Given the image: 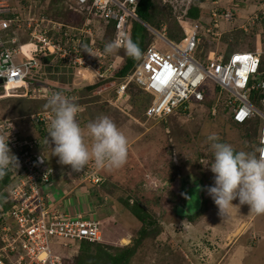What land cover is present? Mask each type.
<instances>
[{
    "label": "built area",
    "instance_id": "2783aa9c",
    "mask_svg": "<svg viewBox=\"0 0 264 264\" xmlns=\"http://www.w3.org/2000/svg\"><path fill=\"white\" fill-rule=\"evenodd\" d=\"M67 1L70 8L84 15L83 25L76 27L51 19L43 13L33 12L31 6L23 17L0 0V81L4 90L0 99L31 97L25 79L39 66L37 57L53 56L54 60L78 72L80 69L90 70L97 80L115 74V61L109 59L106 67L99 61L107 59L103 49L95 46L91 49L93 55L86 52L83 53L86 56H82L79 48L85 40L94 45L97 32L93 27H87L92 19L103 22L104 30L110 21L115 22L111 41L129 37L132 22L139 21L134 9L137 0ZM38 2L30 0L31 4ZM210 3L213 7L204 10L207 17L201 19H190L186 16L187 11L177 13L170 5L182 31L177 41L167 39L164 26L160 31L146 26L170 52L148 45L141 60L119 84L118 94H122L130 83L151 94L153 100L145 116L152 120H165L179 109L184 113L191 106L201 104L205 95H210L213 98L210 108L213 117L220 108L235 124L245 123L253 117L260 118L261 124L257 129L259 147L261 130L264 129V99L258 106L250 95L264 91V30L259 28L264 21V12L252 14L237 25L244 34L257 33L253 50L233 51L225 60L223 54L212 50L205 57H200L201 38L217 45L222 36L234 27L232 22L237 21L231 9H217L218 0ZM61 30L63 41L53 37ZM19 33L27 35L28 43L19 42ZM27 44L32 47L30 53L25 48ZM32 92L34 96L36 91ZM51 117L50 112L44 111L29 118L37 125L42 122L48 126ZM20 136L14 130L12 119H0V137L8 138L9 148L20 165L16 171H21L9 192L10 208L4 215L11 216V220L0 229V264H61V258L50 252V241H100V223L92 213L81 209L64 211L55 205L50 198L53 169L45 164L42 153L36 148L37 141ZM93 166L94 163H89L82 171L73 172V179L77 181L74 187L102 183L103 177Z\"/></svg>",
    "mask_w": 264,
    "mask_h": 264
},
{
    "label": "rangeland",
    "instance_id": "374dc122",
    "mask_svg": "<svg viewBox=\"0 0 264 264\" xmlns=\"http://www.w3.org/2000/svg\"><path fill=\"white\" fill-rule=\"evenodd\" d=\"M1 1L7 4L10 8L12 6L16 10H20L23 17L27 15L29 6L32 7L33 12L38 13L43 10L42 7H45L46 5L45 2V5H43V0L42 2L39 0L36 5L31 4L28 0ZM191 1L192 0H156L155 5L157 9H159V14L163 13L166 15L167 10L163 9L164 4L168 3L169 5L174 6L175 12L180 13L181 10H188L187 8ZM62 3L63 7L66 8L70 5L67 0H62ZM229 7L236 14L235 17L237 18V21L232 22V26L234 25V27H231L232 29L224 34L225 39H222L217 45L215 44L208 47L206 45L207 40L201 38V44L198 50V55L200 57H205L209 50L226 56L233 51L244 52L246 50L254 49L257 41V33L252 31L249 34H243L238 29L237 25L240 21L246 19L252 14H257L262 11L264 12V0H230ZM159 17L161 16L159 15ZM161 18L164 19V15H162ZM166 19V22L163 21L159 28L154 29L160 31L161 27L164 26L165 34L167 35L168 28L170 27L171 29L175 27V24L173 16H168ZM62 22L67 24L70 22V19L66 22ZM99 28L100 25H98V29ZM259 28L264 30V21L259 24ZM181 34L182 31L179 29L178 35L181 36ZM147 37L149 38V41L147 42L148 45L152 44L160 51L170 52V49L166 44L157 36L153 35L152 32L149 31ZM84 45H86V42H84ZM119 58L121 60L123 59L121 64H124V58L120 56ZM79 72H84L89 79L92 78V94L86 92L87 88L85 87L87 85L85 86L84 83L80 86L74 85L75 80L73 78L70 80L67 74L66 78L71 81L72 86H75L76 88L70 99L90 100L85 107H79L77 114V118L80 117L77 119L79 122L81 119L88 117V120L80 125L81 128L85 130L86 144L90 145L91 143L90 137L87 136L86 125L89 121L100 116L109 117L120 130L124 129L127 131L126 118H129L132 121V124L138 126L135 128L137 129V134L133 137L131 145L128 144L127 160L120 168L121 175H116L115 173L114 177L117 179L115 180V183H117L118 190L121 191L120 193H125L121 198L127 196V198L136 201L139 198L142 200L146 198L148 200L151 198L153 199L156 196L154 190L158 187L159 180H166L173 177L175 178L173 185L177 187L179 191H181L183 185L186 187L190 186V184L192 185V183L196 182L195 179L202 181V190L193 188L190 191L193 195L199 196V194H202V211L195 219V222L190 223L189 221H186V219H182L184 217L180 216L181 212L178 214L175 210L167 213L161 219V223L164 226L163 232L157 236L154 241L144 243L142 247L137 250L134 258L129 264H195V262H198V255L195 254L196 247H204V250L201 251L200 255L208 264L210 261L211 264H264V236L259 235V239L254 240L256 236L255 231L259 227L263 228L261 231H263L262 234H264V214L256 215L250 211L247 204L241 205L239 204L238 199H234L232 203L236 206H230L228 209V216L222 218L218 214V207L207 194L205 188V186L213 184L212 178L214 175L206 165L212 160L210 141H208L207 137L214 133L221 142L232 145L234 149L238 151H249V142L246 141V138L243 136V134H245L244 129L234 126L227 116H209L206 108L204 106H199V104L190 107L187 110V114L182 113L180 116L179 113H175L171 117L168 116L169 119L167 123V118H165V120L147 119L143 115L144 110L142 108L139 109L137 104L129 105L127 97L124 94L119 95L118 98H116L115 85L110 82H106L105 85L103 84L104 86L94 85L92 82L93 77H97L96 75L90 73V70V74H88L87 70L83 71L82 69H80ZM33 74L35 76H33ZM58 75H60L61 78H65V75H62L61 73H58ZM52 78L53 76L51 75H46L44 77L42 71H32L29 73V76L25 81L26 85L29 86V91L34 90L40 93V88L45 87L50 93L61 92V85H64V83L61 82L60 85V79L58 76L54 75V78ZM94 81H97V79H94ZM208 87H211V85H208ZM73 88L71 90H73ZM49 95L50 94L48 93V97ZM93 96H98L99 101L94 103L91 102L90 98ZM42 98L47 99V97L43 95ZM32 100H0V118L13 119L14 130L19 134L25 135V132L22 130V117L27 115V122H25L24 125L29 126L30 130L26 134L34 136L37 133L34 127L35 122L29 118L28 114H39L40 112L38 111V108L41 105V101L37 102V97H34ZM163 122L165 124H163ZM132 124L127 129H133ZM124 135L127 137L126 133H124ZM49 146L50 145H48V147ZM44 153L49 165H51V162L53 161L55 167L56 165L62 166L58 163V157L52 155V149L47 148V151ZM58 169L60 170V173H63L65 179H69V174H73L70 168L68 170L64 168ZM93 169L103 177V179L104 176L110 174L109 171L104 170L103 168L98 169L93 166ZM146 182L147 184H145ZM77 186V188H83V184ZM85 186L89 191L95 192L94 185L85 184ZM53 187L54 186L51 188ZM97 192H99V197L105 195V199L107 200L106 204L109 208L118 212L113 200H111L112 197L111 199L109 197L111 194L107 195L102 188ZM84 193L85 196L80 195V199L78 197L80 202L78 201V204L73 210L80 211V208H82L84 212L96 213L97 216L100 215V219L102 220L100 225L101 237L104 238L106 243L127 245L131 241H134L137 229L134 225L137 224V220L134 219L133 216L124 217L125 214L121 213V217L117 220H113L112 218L107 219L106 216H103L105 215L104 210L100 211V207L98 206L101 203L96 202V204H93L95 199L88 200L90 192ZM77 196L78 195H74L73 198ZM50 198L51 200L55 199L56 201L59 199L54 192L50 193ZM179 203L181 204V201H179ZM87 205L90 206L89 209L85 208ZM189 207L191 208L192 206L188 205V208ZM91 210H93V212ZM251 215H254V217L249 221ZM132 220L134 223L131 222ZM243 222H246V226H241L244 229L242 228L240 231V229H238L240 227L239 224ZM121 224L123 227H120ZM243 231H245L244 234ZM120 237L126 238L128 243L125 244L123 239L119 240ZM237 239L239 240L238 242ZM73 242L74 241L51 240L50 252L60 257L64 264H72L78 253V243ZM206 242H209L208 247L205 246ZM242 242L247 244L249 248H242ZM90 249L91 251H94V246L90 247ZM241 250H245L246 253L239 256V251ZM204 263L205 262H203V264ZM196 264L201 263L198 262Z\"/></svg>",
    "mask_w": 264,
    "mask_h": 264
},
{
    "label": "trees",
    "instance_id": "16d2710c",
    "mask_svg": "<svg viewBox=\"0 0 264 264\" xmlns=\"http://www.w3.org/2000/svg\"><path fill=\"white\" fill-rule=\"evenodd\" d=\"M42 2V0H41ZM45 2V4H44ZM211 0H192L186 16L190 19H201V18H206L207 16L204 14V10H206L205 7L212 8L213 5L210 3ZM221 0H218L217 4V9L219 11H226L230 10L227 5L220 6ZM43 5L45 7H42L43 13L51 18L55 19L58 21H68L70 19V22L67 24L71 25H76L80 26L83 25L84 21V15L82 13L74 11L72 8L69 7H63L62 0H43ZM156 0H137L136 4L134 6L135 9V14L137 15L139 21L134 20L132 22V29L130 33V38L137 43V45L140 48L141 51V56L139 58H132L126 55L125 50L121 48H117L112 54L106 55L107 59H102L99 61L103 62V66L106 67L110 60L109 58H114L115 56H120L125 59V64L121 68L118 73L113 74L112 77H104L100 80L98 84L95 85H100L102 86L103 84L105 85L106 82H110L111 84L113 83L116 88H117V83L120 81V79H123L131 70L135 67V65L138 63V61L141 59L142 54L145 50V48L148 46V41L149 38L148 36V29L146 26L152 27V28H159L161 26V23L163 21L166 22V18L168 16H173L174 24L175 27L168 28L167 35L166 37L169 39H172L174 41H177L181 38L179 33V27L176 22V19L173 14V9L172 7L166 3L164 4L163 9L167 10L166 15L165 14H159V9L156 7ZM232 11V10H231ZM233 16L235 17L236 14L232 11ZM159 15L162 17L164 15V19L159 17ZM145 26H144V25ZM93 27V30L98 29V20L97 19H92L90 20V23L87 25V27ZM107 26V32L106 30H101L97 32L95 36V40L97 43H94V45H91L88 43V40H85L87 48L92 49L93 47H98L99 49H103L105 43L111 41V35L109 36L110 33L113 32V22L111 21L110 24L106 25ZM156 30V29H155ZM181 31V30H180ZM61 32L55 33L53 37H55L58 40L63 41V39L60 37ZM205 39V38H203ZM224 40L225 37L224 35L222 36L221 40ZM101 40V41H100ZM207 43L206 45L209 47L211 45H215L214 42H211L210 40L206 39ZM221 42V41H220ZM80 46L79 48V55L86 56L83 53H86L84 51V47ZM200 48V46H199ZM228 55L224 56V60L227 58ZM53 56H47V57H41V61L39 63V68L34 69V71H42L44 77L46 75L48 76H58L60 79V82H63L64 85H62L65 88H70V92L67 94L66 97L70 98L73 96L72 94L76 90L75 86H72V82L69 81L66 78L69 76L70 80L73 77L72 74V69L67 67V66H61L59 60H52ZM58 73H61L62 75H65V78H61ZM33 76H35L33 74ZM52 78V79H53ZM49 79V80H52ZM44 83V82H42ZM68 85V86H66ZM103 85V86H104ZM86 86V85H85ZM74 87V88H73ZM93 87V86H92ZM73 88V90H71ZM85 88H87L86 92L88 94H92L91 90V85H87ZM2 86L0 85V94L2 93ZM87 94V95H88ZM124 95L127 97V101L129 105H135L137 104L139 106V109L142 108L145 112V110L148 108V106L152 102V96L149 94L144 93L136 84L130 83L124 92ZM86 97V96H85ZM96 97V96H95ZM91 97V101H97L99 99L98 97ZM129 97V98H128ZM87 98V97H86ZM250 98L253 100V102L256 105H260V100L264 99V91H257V92H252L250 95ZM130 99V100H129ZM33 101V100H32ZM90 100H83L79 99L77 101L73 100L74 103H76L79 107H85ZM39 102V101H38ZM213 103V98L212 96H207L205 95L204 100L199 104V106H204L207 110V113L209 116L211 115L210 108ZM42 104V103H41ZM198 104H195L193 106H196ZM45 106L43 105L42 108ZM192 107V106H191ZM39 109V108H38ZM48 110H50L48 108ZM51 112V111H50ZM175 113H179L181 116L182 112L181 109L173 111L171 114L168 116L171 117ZM188 111H185L183 114H187ZM32 113H29L30 115ZM144 115V113H143ZM227 116L225 114V111H222L220 108L218 109L217 115L216 116ZM167 116V121L169 117ZM145 117V116H144ZM213 117V116H212ZM229 120L232 122V124L236 127H241L244 129L245 134L243 136L246 138V141L249 142V151H253L254 149L258 148V127L261 124V120L258 117H253L252 119L248 120L245 123L242 124H235L230 117L227 116ZM44 123L38 122V125L35 124V130L36 134L34 136L30 135H23L21 136L27 140H35L36 142V148H38L41 153L44 155L47 151L49 143L47 140V135H48V126H44ZM132 124V121L129 118H126V130L121 129L122 132L126 133L129 135L130 141H132L133 137L137 134V125L132 124L133 129H127L130 125ZM163 124H165L163 122ZM136 130V131H135ZM20 136V137H21ZM50 140V138H49ZM46 158V156L44 155ZM46 161L45 164L47 166L49 165V162ZM21 171H16V169L11 170L8 172L7 175L4 177L0 178V229L4 225L9 224L11 220V216L6 217L4 216L8 211H9V205L10 201H8V196L9 192L14 188L17 178L19 177ZM196 182L190 184V186L186 187L185 185L182 186L181 191L178 190L177 187L173 185V182L175 181V178H170V179H164V180H159V185L158 187L154 190L156 193V196L152 199H138L137 201L134 199L127 198H121L125 193H120L121 191L118 190V185L115 183V181H112L111 177L109 178H104L102 183L100 185H94L95 186V192L94 197L91 199H95L96 202L101 203L98 206L100 207V211L104 210L106 218H112L113 220H117L121 213H124V217H130L133 216L134 219L137 220V224L134 226L137 228L136 229V238L134 236V241L130 242L127 245H116V244H109V243H104V240L102 242H88V241H74L73 243L77 242V256L75 257V261H73L72 264H129L132 259L134 258L135 253L137 252L138 249L142 247V245L146 242L154 241L157 236H159L164 229V226L161 223V219L163 218V213L167 212H172V211H177L178 214L181 212V217H184L182 219H186V221H189L190 223L195 222V219L197 216L200 214L202 211V194L198 195H193L190 193V191L193 188H198L199 190H202V181L199 179H195ZM147 184V182L145 183ZM117 185V186H116ZM103 189L107 195H110V199L113 200V203L115 204V208L118 210V212L113 211L109 206L106 204L107 200L105 199V195H102L99 197V192L100 189ZM186 188V189H185ZM147 189V188H146ZM198 190V191H199ZM167 192V194H166ZM170 192V193H169ZM120 193V194H119ZM191 197V198H190ZM181 201V204L179 203ZM188 205H191L192 207L188 208ZM187 208V209H186ZM188 210V211H187ZM109 216V217H108ZM108 221V220H107ZM134 223V221H131ZM115 226V225H114ZM72 243V244H73ZM107 245V246H105ZM94 246V251H91L90 247ZM205 246H209V242H206ZM201 257V256H200ZM74 260V259H73ZM61 264H64L62 262ZM68 264V263H66ZM70 264V263H69Z\"/></svg>",
    "mask_w": 264,
    "mask_h": 264
},
{
    "label": "clouds",
    "instance_id": "9594fccd",
    "mask_svg": "<svg viewBox=\"0 0 264 264\" xmlns=\"http://www.w3.org/2000/svg\"><path fill=\"white\" fill-rule=\"evenodd\" d=\"M28 2H30V0H28ZM10 9L16 10L12 6ZM17 11L22 14L20 10ZM39 13H43V11L41 10ZM110 23L111 21L109 24ZM98 25H100L99 29L104 30L103 22H98ZM73 26L76 25L74 24ZM114 26L115 22H113V28ZM99 29H97L96 32H98ZM110 35L112 38V33H110L109 36ZM18 40L21 43H28L26 34L19 33ZM96 42L97 41L94 38V43ZM83 47L84 51L93 55L91 49L87 48V46ZM25 48L29 53L31 52L32 47H30L28 44ZM117 48H124L126 55L129 57L139 58L141 56L140 48L137 43H135L130 38V34L129 37H123L122 40H113L105 43L103 52L106 55H110ZM40 59L41 57L36 58L39 63L41 61ZM109 59L115 61L117 66L115 74L118 73V71H120L125 64H121L123 59L121 60L119 56ZM52 60L54 59L52 58ZM61 66L65 67L67 65L60 62L59 67ZM38 68L39 66L34 69ZM69 68L72 69V78L75 80L74 85L80 86L82 83H84V80H87L82 79L81 72L79 73L78 70H75L72 67ZM130 73L131 72H129L126 76H128ZM94 79L95 78L93 77L92 83L94 85L98 84L101 80L94 81ZM122 80L123 79H120V81L117 83V96L123 95L125 92L124 90L122 94H118L119 84L122 82ZM0 85L2 86V82ZM26 87L29 90V86L26 85ZM41 88L46 89L45 87ZM41 88L40 93L38 94L36 91L34 96L33 92L29 91L31 97L14 96L2 98L0 100H32L34 97L42 98V95L47 97V107L50 109L52 116L48 124L47 140L49 145H51L52 155L58 157V163L61 165H68L71 171L76 173L82 171L85 166L89 164V162H93L95 167L98 169L105 167L109 169H119L126 163L128 149L127 137L120 129L117 128L115 123L109 117L100 116L87 123L86 132L87 136L91 139V143L90 145L86 144L85 130L81 128L77 121L79 106L73 102V100L76 101L77 99H70L66 97L70 92V89H61V91L65 90L63 93L49 92L50 95L48 97V93L46 94V92L41 91ZM3 91L4 90H2V93ZM32 114L28 116L30 117ZM207 139L210 141L212 160L206 165L210 168V171L214 175L212 178L213 184L205 186V188L207 194L218 207V214L222 218H226L228 216L229 207L236 206L232 203L234 199H238L239 204L241 205L247 204L250 211L256 215L264 214V129L261 130V146H259L257 149H254L253 151H238L234 149L232 145L221 142L214 133L210 134ZM19 166L20 165L17 156L12 153L11 149L9 148L8 138L5 139L0 137V178L7 175L8 172L13 169L17 170ZM94 217L101 225L102 220L96 215V213H94ZM103 240L104 238L101 237V240L97 242H102Z\"/></svg>",
    "mask_w": 264,
    "mask_h": 264
},
{
    "label": "crops",
    "instance_id": "0c3cea01",
    "mask_svg": "<svg viewBox=\"0 0 264 264\" xmlns=\"http://www.w3.org/2000/svg\"><path fill=\"white\" fill-rule=\"evenodd\" d=\"M229 2H230V0H221V2H220V4H222V5H220L221 7L222 6H224V5H227V6H229ZM207 9V8H206ZM226 27H228V26H226ZM88 72V71H87ZM88 74H90V73H88ZM81 77H82V79H87V80H84L83 82H84V84L85 85H92L91 84V79H89L85 74H84V72L83 73H81ZM87 81H89V82H87ZM83 84V83H82ZM60 85H61V83H60ZM53 86H55V85H53ZM61 89H66L65 87H63L62 85H61ZM41 91H43V92H46V94L47 93H49L48 91H47V89H44V88H41ZM63 91H65V90H62L61 92L63 93ZM93 97H95V96H93ZM96 97H98V96H96ZM77 100H79V99H77ZM76 100V101H77ZM38 101H41L40 103H42L41 105H40V107H39V112H42V111H48V112H50V110H48V107H47V99H43V98H41V97H39V98H37V102ZM97 101H99V99H97ZM92 102V101H91ZM94 102H96V101H94ZM93 102V103H94ZM42 105H44L45 107L44 108H42ZM89 105H91V104H89ZM26 116L27 115H24L23 117H22V119H23V125H22V130H23V132H25V134L26 133H28L29 132V130H30V127L29 126H25L24 125V123L25 122H27L26 121ZM78 118H80V117H78ZM77 118V119H78ZM88 120V117H86V118H84V119H81V121L79 122L78 121V123L81 125L83 122H85V121H87ZM49 124V123H48ZM127 137H128V144H130L131 145V141H129L130 139H129V135H127ZM128 147H129V145H128ZM50 149H52L51 148V146H50ZM47 158V157H46ZM45 158V159H46ZM47 160V159H46ZM52 160H53V158H52ZM48 162V161H47ZM52 164V166L54 167V169L57 171V175H56V177H58V178H56L55 180H54V182H55V186L53 187V188H51V192H54L55 194H56V196H58L59 197V199L56 201L55 199H53L54 200V203H55V205H57L58 207H60V209L61 210H64V211H69V212H74V208L76 207V205L78 204V201H79V199H80V195H84L85 196V193L84 192H90V194H89V197H88V200H90L91 199V197H94V193H96V192H91V191H89L88 190V188L85 186V185H83V188H76V187H74V186H72V182L69 180V179H65L64 178V175H63V173L61 172H59L60 170L58 169V168H64V169H66V170H68L70 167L68 166V165H62V166H58V165H56V167H55V165H54V163H53V161L51 162ZM121 168V167H120ZM120 168L119 169H109V168H103L104 170H107V171H109L110 172V174L107 176H104V178H107V177H111V179H112V181H115V180H117V179H115L114 177H115V173H116V175L117 174H120ZM103 173V172H102ZM111 173H113V174H111ZM104 174V173H103ZM121 175V174H120ZM74 183H76V182H74ZM83 190V191H82ZM63 194H65V195H63ZM74 195H78L77 197H75V198H73V196ZM78 197H79V199H78ZM93 200H94V198H93ZM80 202V201H79ZM96 204V201L94 200L93 201V204ZM90 206H86L85 208H89ZM80 208V207H79ZM81 210H82V208H80ZM93 211V210H92ZM97 212H99V211H97ZM167 213H170V212H167ZM167 213H163V216L164 215H166ZM100 214V213H99ZM105 214V213H104ZM93 215H94V213H93ZM97 215V214H96ZM104 217H105V215H103ZM98 217L100 218V215H98ZM120 217H121V215H120ZM254 217V215H251V217L249 218V221L252 219ZM108 219H110V218H108ZM249 221H247V222H249ZM246 224V222H243V223H240L239 224V228L238 229H240V231L242 230V228L244 227V226H246L245 225ZM118 225V224H117ZM241 226H243V227H241ZM120 227H123L122 226V224H121V226ZM244 229V228H243ZM261 229H263L262 227H259L258 229H256V231H255V234H256V236H255V238H254V240H257V239H259V235H262V236H264V234H262V232L263 231H261ZM244 232L245 231H243V234H244ZM240 233H242V232H240ZM125 237V236H124ZM251 237H252V235H251ZM250 237V238H251ZM263 238V237H262ZM123 239V241L126 243V239H124V238H119V240H122ZM242 239V238H241ZM239 240H240V238H239ZM238 239H237V242L239 241ZM242 248H244V249H248L249 247H248V245L247 244H244L243 242H242V246H241ZM204 250V247H196V251H195V254L196 255H198V258H197V261L199 262V263H201V264H203V262H205L204 264H208L207 262H206V260L205 259H203V257H200L201 255V251H203ZM246 253V251L245 250H241V251H239V256H241V255H243V254H245ZM195 255V256H196ZM198 262H195V264L196 263H198ZM209 264H211V261L209 262ZM233 264V263H232Z\"/></svg>",
    "mask_w": 264,
    "mask_h": 264
},
{
    "label": "bare ground",
    "instance_id": "6f19581e",
    "mask_svg": "<svg viewBox=\"0 0 264 264\" xmlns=\"http://www.w3.org/2000/svg\"><path fill=\"white\" fill-rule=\"evenodd\" d=\"M210 51V50H209ZM207 54V53H206ZM206 56V55H205ZM140 88V87H139ZM141 89V88H140ZM142 90V89H141ZM144 93H146V94H149V93H147V92H145L144 90H142ZM149 95H151V94H149ZM152 96V95H151ZM116 98H118V96L116 97ZM152 98H153V96H152ZM153 100V99H152ZM152 103V102H151ZM151 105V104H150ZM149 105V106H150ZM146 111V110H145ZM144 116H145V112H144ZM145 118H146V116H145ZM43 155V154H42ZM43 158H45L44 157V155H43ZM46 162V161H45ZM90 163V162H89ZM91 163H93V162H91ZM49 167H51L52 169H53V175H52V177H51V181H52V185H51V187L52 186H55V182H54V180L56 179V178H58V177H56V175H57V171L54 169V167H52L51 165L49 166ZM68 174H69V171H68ZM69 180L72 182V186H75V184L77 183V181L76 180H74L73 179V174H69ZM74 182H76V183H74ZM124 239H126V238H124ZM127 240V239H126ZM128 243V240H127V242L125 243V244H127Z\"/></svg>",
    "mask_w": 264,
    "mask_h": 264
},
{
    "label": "water",
    "instance_id": "95a60500",
    "mask_svg": "<svg viewBox=\"0 0 264 264\" xmlns=\"http://www.w3.org/2000/svg\"><path fill=\"white\" fill-rule=\"evenodd\" d=\"M0 83H1V81H0Z\"/></svg>",
    "mask_w": 264,
    "mask_h": 264
}]
</instances>
